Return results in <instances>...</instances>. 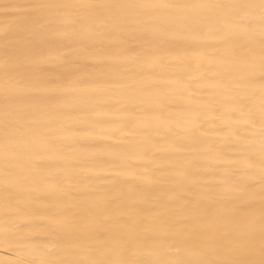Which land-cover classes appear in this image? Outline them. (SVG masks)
Listing matches in <instances>:
<instances>
[{
  "label": "bare ground",
  "instance_id": "1",
  "mask_svg": "<svg viewBox=\"0 0 264 264\" xmlns=\"http://www.w3.org/2000/svg\"><path fill=\"white\" fill-rule=\"evenodd\" d=\"M258 5L0 0V264L261 258Z\"/></svg>",
  "mask_w": 264,
  "mask_h": 264
},
{
  "label": "snow or ice",
  "instance_id": "2",
  "mask_svg": "<svg viewBox=\"0 0 264 264\" xmlns=\"http://www.w3.org/2000/svg\"><path fill=\"white\" fill-rule=\"evenodd\" d=\"M35 6L40 7L41 5L37 4ZM234 6L254 7L255 5L236 4ZM258 6L260 9L261 21L264 22V0H259ZM261 49H262V67H261L260 76H261L262 82H264V24H262V29H261ZM261 137H262V140H264V111L261 112ZM262 179H264V176H262ZM260 254H261V258L258 261L257 260H221V261L199 262V264H264V233L261 234V239H260ZM55 264H83V262L58 260L55 262ZM92 264H97V262H92Z\"/></svg>",
  "mask_w": 264,
  "mask_h": 264
}]
</instances>
